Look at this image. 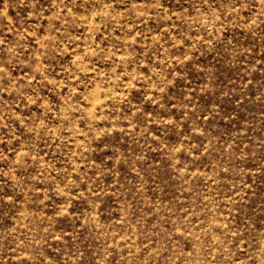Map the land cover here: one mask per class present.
I'll use <instances>...</instances> for the list:
<instances>
[{
    "label": "rangeland",
    "instance_id": "obj_1",
    "mask_svg": "<svg viewBox=\"0 0 264 264\" xmlns=\"http://www.w3.org/2000/svg\"><path fill=\"white\" fill-rule=\"evenodd\" d=\"M0 264H264V0H0Z\"/></svg>",
    "mask_w": 264,
    "mask_h": 264
}]
</instances>
